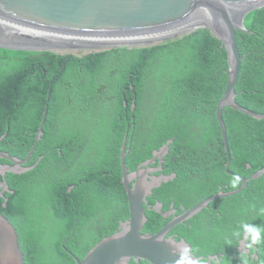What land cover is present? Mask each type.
<instances>
[{
	"label": "trees",
	"instance_id": "trees-1",
	"mask_svg": "<svg viewBox=\"0 0 264 264\" xmlns=\"http://www.w3.org/2000/svg\"><path fill=\"white\" fill-rule=\"evenodd\" d=\"M245 27L247 32H237L243 61L236 102L264 116V8L250 13ZM229 71L228 51L204 28L166 43L85 56L0 48V139L8 134L0 152L27 158L49 101L44 135L26 166L44 157L40 165L25 175L0 177L10 188L0 197V215L17 229L26 264H77L70 252L84 258L129 219L121 166L126 137L131 173L174 140L163 175L177 180L149 200H160L164 211L172 196L179 204L185 197L196 205L238 190L235 175L250 179L263 169L264 121L226 109L231 151L230 173L226 170L217 108ZM59 111L76 114L60 118ZM7 163L0 159V165ZM213 207L215 215L208 213ZM145 210L144 232L158 233L167 222ZM203 212L216 229L231 234L239 226L240 239L245 232L258 234L264 254V173ZM209 234L198 245L187 239L201 248Z\"/></svg>",
	"mask_w": 264,
	"mask_h": 264
},
{
	"label": "water",
	"instance_id": "water-1",
	"mask_svg": "<svg viewBox=\"0 0 264 264\" xmlns=\"http://www.w3.org/2000/svg\"><path fill=\"white\" fill-rule=\"evenodd\" d=\"M261 8H264V0H0V48L61 54L67 50H80L72 47L96 44L118 37H148L187 26L196 28L191 33L203 28L211 30L229 53V81L218 104L217 118L228 154L225 166L230 173L231 151L223 112L232 109L255 121H264V116L253 114L236 102V88L243 61L237 32H247L245 18ZM216 31H223L227 42ZM166 42L128 48H142ZM135 108L134 103L133 110ZM48 109L49 101L35 145L26 159L0 152V159L8 161L7 164L0 165L1 178L9 174L25 175L39 166L44 157L33 166L26 165L44 135ZM7 135L0 139V143ZM173 142L174 140L168 141L160 150L154 152L151 159L131 173L126 163L128 139L125 138L121 149L122 184L128 196L130 217L121 222L115 233L95 245L84 258L80 259L70 252L77 264H129L133 258L137 262L146 260L148 264H212L211 259L203 262V258L196 256L185 239L177 241L167 238V234L175 226L208 208L210 203L243 191L250 180L264 173V168L250 179L235 175L241 181L238 190L230 193L220 192L207 198L180 217L173 218L159 233L150 234L144 232L148 222L145 206L165 218L170 217V213L163 212V204H157L154 208L149 206L148 198L155 190L177 180L175 175L156 176L163 170L164 159L169 154ZM157 163L159 166L155 167ZM0 187L3 188L0 197H4L10 188L6 182L0 183ZM245 238H248L247 234ZM0 264H26L17 229L3 215H0Z\"/></svg>",
	"mask_w": 264,
	"mask_h": 264
},
{
	"label": "flooded vegetation",
	"instance_id": "flooded-vegetation-1",
	"mask_svg": "<svg viewBox=\"0 0 264 264\" xmlns=\"http://www.w3.org/2000/svg\"><path fill=\"white\" fill-rule=\"evenodd\" d=\"M77 56H85V55H77ZM68 108L71 109V107ZM75 114L76 113L72 111H59L57 113V115H60V118H65L64 115L74 116ZM158 166L159 163L155 165V167ZM164 170L165 169L163 167L161 173L157 174L156 176L163 175ZM154 196L155 194L153 193V195L148 198V204L152 208H154L157 204H163L162 202H160V200H157L155 204H150L149 200L153 199ZM180 196L181 195H179V197ZM171 200H172L171 206L164 211V204H163V209H162L164 213H170V217L165 218L161 214L164 220L167 222V224H169V222L173 218L180 217L181 215L185 214L188 210H190L191 208L197 205V204L192 205L194 200L187 199L185 197L184 199L180 197V202H181L180 204L173 200V196L171 197ZM203 211H201L193 218L186 220L182 224H179L178 226L172 228L167 234V238H172L177 241H181L185 239L192 247V252L196 256L203 258V262H207V260L211 259L212 264H264V254L261 255L260 247L257 245V239H255L252 242L251 235L248 238V240H245L243 237L240 239L239 238L240 227L237 225H236L237 226L236 230L231 234L225 232L221 226H219V229H216L213 219L210 218L209 216H206ZM202 213L204 214L202 215ZM208 213L215 215L218 213V209L215 207L209 208ZM204 220H205V224L200 222ZM195 224L198 225V228H195ZM205 231L210 232V234L207 237V242L203 244V247L195 248L194 244L188 241L187 236H190L195 242V244L198 245L201 241L204 240ZM129 264H148V262H146V260H139V262H137V260L133 258L131 259V262Z\"/></svg>",
	"mask_w": 264,
	"mask_h": 264
},
{
	"label": "bare ground",
	"instance_id": "bare-ground-1",
	"mask_svg": "<svg viewBox=\"0 0 264 264\" xmlns=\"http://www.w3.org/2000/svg\"><path fill=\"white\" fill-rule=\"evenodd\" d=\"M195 29L196 28L194 26H187L185 28H181L178 30L162 32V33L154 34L148 37H133V38L118 37V38L110 39L107 41L99 42L96 44H90V45H84V46H78V47H72V48L84 49V50L95 49L98 51L100 49H106V48L110 49V48L118 47V46L136 47L139 45H148V44H154L157 42H166L170 39L181 37L185 34L191 33ZM216 32L225 42H227V38L224 35L223 31H219V32L216 31Z\"/></svg>",
	"mask_w": 264,
	"mask_h": 264
},
{
	"label": "rangeland",
	"instance_id": "rangeland-1",
	"mask_svg": "<svg viewBox=\"0 0 264 264\" xmlns=\"http://www.w3.org/2000/svg\"><path fill=\"white\" fill-rule=\"evenodd\" d=\"M76 49V48H74ZM112 48L110 49H100L98 51H108V50H111ZM72 51V52H71ZM93 52H97V50L95 49H89V50H84V49H80V50H67V51H63L61 54L62 55H65V54H73V55H86V54H89V53H93Z\"/></svg>",
	"mask_w": 264,
	"mask_h": 264
},
{
	"label": "clouds",
	"instance_id": "clouds-1",
	"mask_svg": "<svg viewBox=\"0 0 264 264\" xmlns=\"http://www.w3.org/2000/svg\"><path fill=\"white\" fill-rule=\"evenodd\" d=\"M192 34V33H191ZM187 35V34H186ZM186 35H183L182 37H184V36H186ZM188 35H190V34H188ZM182 37H180V38H182ZM179 38V39H180ZM153 46V45H152ZM123 48H128V47H123ZM141 48V47H140ZM112 49H119V48H112ZM111 49V50H112ZM129 49V48H128ZM131 49H133V48H131ZM97 52H102V51H97ZM93 53H95V52H93ZM57 54V53H56ZM62 55V54H61ZM248 235V238L250 237V234L248 233V232H245L244 233V235H243V238L245 239V240H248V238H245V235ZM258 238V234H254L253 236H252V242L255 240V239H257Z\"/></svg>",
	"mask_w": 264,
	"mask_h": 264
}]
</instances>
